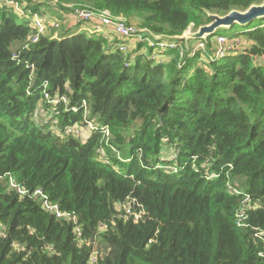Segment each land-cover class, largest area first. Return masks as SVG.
Here are the masks:
<instances>
[{"label": "trees", "instance_id": "1", "mask_svg": "<svg viewBox=\"0 0 264 264\" xmlns=\"http://www.w3.org/2000/svg\"><path fill=\"white\" fill-rule=\"evenodd\" d=\"M55 1L34 0L107 11L167 42L262 3ZM60 26L31 43L29 20L0 8V264H264V18L217 60L218 34L181 55L183 41L154 51ZM89 123L86 138L64 135Z\"/></svg>", "mask_w": 264, "mask_h": 264}, {"label": "built area", "instance_id": "2", "mask_svg": "<svg viewBox=\"0 0 264 264\" xmlns=\"http://www.w3.org/2000/svg\"><path fill=\"white\" fill-rule=\"evenodd\" d=\"M19 0H7V5L11 7L14 12L19 16H26L25 12L19 5ZM50 3H56L55 0H48ZM72 17L77 21L81 23H91L97 22L98 29L96 30L98 33H102L106 30H110L111 33L116 36L119 39H122L124 42L136 40V42H145L148 44L149 47L153 48L154 51H164V50H171L176 48V44L173 41H163L159 37L151 36L145 31L138 29L134 25H128L125 23L124 19L122 17L113 18L107 11H101V12H95L88 9H80L77 7L72 8ZM30 25L33 29L34 33L31 37V43H36L41 35H45L48 30L57 29L59 27V23L56 21L47 20L44 17L33 15L30 17ZM150 37H145L147 35ZM208 39H204L202 41H196L195 44L188 48H182L181 49V55L184 52H188L191 55H195L197 52H203L206 47ZM213 41L217 48L214 50V53L212 54V58L215 60L222 59L226 56L227 50H230L229 42L226 38L221 37L219 35H216L213 37ZM121 51L126 52L128 50V45L122 46ZM44 98L48 100L47 95H44ZM64 104L66 103L65 98L60 99ZM51 102V101H49ZM34 119H38L39 112L35 111L34 113ZM90 130H93L92 125L89 123L86 126H82L79 124H75L73 126H69L65 129L64 135L65 136H71L76 139H83L85 131L87 132L86 137L88 136ZM108 132H106V135ZM85 137V138H86ZM8 189L9 190H15L20 197H24L27 192L21 188L19 185L15 183V181L12 180V178L8 179L7 182ZM229 191H232L231 188H229ZM32 197H37L39 199V202L41 204L42 209L55 216L58 219L62 218H69L70 222L74 225V232L77 237L81 236L80 228L77 224L76 217L73 215H68L60 211L58 205L53 204L48 200V198L43 194L41 190H36ZM249 199L246 197L243 200V204H247ZM126 213L131 215L130 208H127ZM135 219L139 218L138 214H135ZM242 218V214L240 213L238 216V219ZM238 226L239 223H238ZM101 229L103 227L99 226Z\"/></svg>", "mask_w": 264, "mask_h": 264}, {"label": "water", "instance_id": "3", "mask_svg": "<svg viewBox=\"0 0 264 264\" xmlns=\"http://www.w3.org/2000/svg\"><path fill=\"white\" fill-rule=\"evenodd\" d=\"M264 18V0L259 5H253L249 7L245 12L232 11L226 16L219 17L216 15H211V23L199 27L196 31L186 32L181 37L169 38V41H183L184 43H189V41L196 42L202 41L209 37H213L217 30L223 28H231L234 25L243 27L250 24L254 20ZM161 39V37H159ZM163 40V39H161Z\"/></svg>", "mask_w": 264, "mask_h": 264}, {"label": "crops", "instance_id": "4", "mask_svg": "<svg viewBox=\"0 0 264 264\" xmlns=\"http://www.w3.org/2000/svg\"><path fill=\"white\" fill-rule=\"evenodd\" d=\"M33 4H37L38 6L36 7V11L34 15H38L41 17H44L47 20H51V21H56L58 23L61 24V28L66 29L67 31H69V34H71V32H76L77 33H85L86 35L92 36L93 34H97L98 32L96 31L98 29V24L97 22H91V23H80L77 22L71 14H69L68 12L65 11H60V10H53L52 7H48L44 4H40L38 2H32V6ZM7 5V0H0V8L5 7ZM32 8V7H30ZM32 15H30L29 13L26 14V16H22L25 19H28L30 22V17ZM64 32V31H62ZM56 37L55 33H52L51 30H48L46 32V35H52ZM100 34V33H99ZM101 34H103L105 37H108V39H112V37H114V35L111 33L110 30H106L104 32H102ZM133 41V42H132ZM129 43V47L130 48H134V46H136L137 43L134 42V40H132ZM133 44V45H131ZM195 44V42H191L189 43H183V47L186 48H190ZM242 45V42H241ZM163 59V56L162 58ZM259 61V60H258ZM261 65L264 66V60L259 62Z\"/></svg>", "mask_w": 264, "mask_h": 264}, {"label": "rangeland", "instance_id": "5", "mask_svg": "<svg viewBox=\"0 0 264 264\" xmlns=\"http://www.w3.org/2000/svg\"><path fill=\"white\" fill-rule=\"evenodd\" d=\"M216 16H218V15H216ZM219 17H220V16H219ZM257 24H259V23H256L255 25H257ZM242 33H243V29H242L240 26H238V25H234V26L231 27V28H223V29H219V30H217V32H216V34H218V35L221 36V37L226 38L227 40H240V41L242 42V44H243V41H245V40H244V38H243V36H242ZM211 40H212L213 48L216 49L217 46L215 45V43H214V41H213V38H211ZM132 42H133V41H132ZM134 42L136 43V40H134ZM146 44H147V43H146ZM131 45H133V44H131ZM136 45H137V44H136ZM147 45H148V44H147ZM242 50H243V45H242L241 47H239L236 51H237V52H241ZM263 64H264V63H263ZM39 116H40V113H39ZM42 117H43V115H42ZM86 135H87V132L85 131L83 137H81V138H85ZM120 156H121V155H120Z\"/></svg>", "mask_w": 264, "mask_h": 264}]
</instances>
